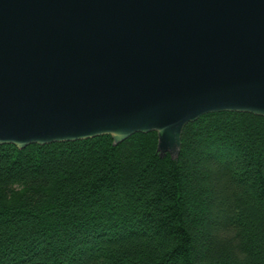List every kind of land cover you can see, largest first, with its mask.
I'll return each instance as SVG.
<instances>
[{
    "label": "water",
    "instance_id": "1",
    "mask_svg": "<svg viewBox=\"0 0 264 264\" xmlns=\"http://www.w3.org/2000/svg\"><path fill=\"white\" fill-rule=\"evenodd\" d=\"M264 118V0H0V145L113 144Z\"/></svg>",
    "mask_w": 264,
    "mask_h": 264
},
{
    "label": "trees",
    "instance_id": "2",
    "mask_svg": "<svg viewBox=\"0 0 264 264\" xmlns=\"http://www.w3.org/2000/svg\"><path fill=\"white\" fill-rule=\"evenodd\" d=\"M156 146L0 145V264H264V118L206 114L176 157Z\"/></svg>",
    "mask_w": 264,
    "mask_h": 264
}]
</instances>
